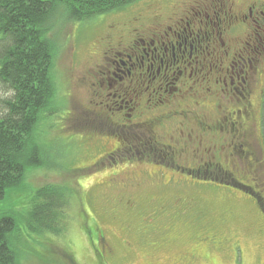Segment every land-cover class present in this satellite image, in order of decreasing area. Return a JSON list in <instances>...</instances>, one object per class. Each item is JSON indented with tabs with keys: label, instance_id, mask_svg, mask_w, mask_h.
I'll return each instance as SVG.
<instances>
[{
	"label": "rangeland",
	"instance_id": "obj_1",
	"mask_svg": "<svg viewBox=\"0 0 264 264\" xmlns=\"http://www.w3.org/2000/svg\"><path fill=\"white\" fill-rule=\"evenodd\" d=\"M261 1L264 4V0ZM216 3L220 5L222 1L216 0ZM155 5L163 18L175 12L178 19H181L179 26L169 22L163 27L178 44L183 38L189 39L190 34L194 38L195 32L199 29L198 23L196 22V25L193 23L195 19L199 17L210 24L214 16L212 13L214 9L206 7L205 0H135L119 10L109 11L83 21L72 22L61 18L52 20L49 38L55 49L52 69L56 85L55 113L43 115L35 128V141L44 156V163L38 167H28L21 187L8 191L4 198L0 199V215L11 214L15 218V228L9 234V240L20 264H178L179 253L188 252L193 255L192 262L189 264H264V212L255 196L244 193L229 182L218 184L214 179L209 185L192 187L190 178L177 171L173 173L160 166L156 168L151 162H135L132 159V161L120 163L117 156L103 158V152L111 151L115 140L105 135L96 140L93 139L96 137L93 136L96 134L93 132L107 130L100 118L87 112L95 109L97 115H103V111H98L97 107L100 106V102L105 104L103 103L105 95H110L108 105L125 106L128 95L118 90L117 86L108 90L104 89L99 93L96 86H91L95 83L94 75L90 72L87 74L84 70H92L90 66L97 64L103 69L104 74L108 72L107 76L104 75L105 77L99 75L100 78L105 79L108 86L131 69L133 59H130L129 48L117 43L119 35H126L130 31L135 33L130 40L138 44L139 53L151 63L154 47L158 45L164 48L161 43L167 42L160 39L159 44H151L158 35L157 32L163 29H155L157 27L155 21H143V23L147 22L145 28H141L142 23L137 21L129 25L128 22L136 15L149 13L150 8L154 11ZM113 23L117 24V32L112 36L109 26ZM256 30V34L262 37L260 30ZM164 39H166L165 36ZM258 46L259 40L254 47L258 49ZM167 48H169L168 45ZM208 51H211L210 47L205 50V52ZM89 57H95L99 62L90 63ZM247 57L246 55L243 59L246 60ZM235 63L234 69L239 71L240 65L237 61ZM157 65L159 64L155 62V69ZM263 80L264 74L260 76L256 93L252 97L256 110L260 102L258 89H261ZM94 92H97L95 96ZM98 94L99 97H97ZM115 94L120 97L113 98ZM0 97H2L1 93ZM239 109L236 107V110ZM256 134L259 135L258 131ZM119 140L121 141V138ZM238 149L235 144L236 152ZM111 160L118 165L111 164ZM156 160L160 162L159 159ZM98 163L102 165V168L96 169L95 165L92 166ZM235 163L231 165L236 167ZM89 166L92 167L87 168ZM243 166L245 167V164ZM243 166L242 169L236 167L232 177L242 181L243 183L239 182L244 186L246 184L252 186L250 178L258 181L259 172L253 177L246 173L240 175L242 170H245ZM254 168L255 166L252 167ZM254 171L257 172V169ZM149 173H155L154 178H149ZM112 178L122 180L128 178L134 182L138 180L141 182V192L134 193L136 201L141 203L138 209L140 214L136 217L147 216L143 220V223L148 226L147 232L153 229L156 235L165 232L167 236H170L172 245L169 249L157 246L158 249L155 250L136 252L117 239L116 234L120 239H125L119 232L122 227L118 223H121V226L127 224V221L134 224L140 222V218L133 220L125 218L126 221L117 218L111 221L104 214V210L112 207L115 197V192L108 188ZM165 180H169L170 183L160 186ZM227 180L229 181L230 178L228 177ZM174 182L182 184L183 188L170 187V184ZM47 185L70 190V194L65 199L67 200L65 205L57 208L58 210L51 216V220L53 218L56 224L53 227L58 228L59 234L34 231L28 225L31 206L37 205V200L34 198L36 191ZM259 189L254 191L256 193L259 191L258 193L264 197V184ZM126 192L127 189L120 191V193ZM166 193L177 196L182 194L186 201L190 200L189 198L195 199L194 205L198 208L203 207V213L206 215L197 222L192 218L194 208L192 211L188 209L184 213L178 211L173 214L171 198L162 199ZM150 198L159 201L151 205ZM161 204L168 205L170 208L165 210L166 215H162L161 219L158 218V222L163 224L161 227L158 226L160 229L158 232L155 219L148 214H153L157 218L156 211ZM181 204L182 202L177 205V210L182 208ZM151 206L156 208L150 209ZM171 220L173 224L165 228L167 222L171 223ZM210 222L220 231L218 240L222 244L217 247L212 245L208 254L205 247L210 245L208 239L210 233L206 234L205 229H208ZM94 225L97 229L101 228L103 237L111 248L110 256L106 252L103 255L99 241H94L96 237ZM137 226V224L134 225V227ZM145 260L149 262H144Z\"/></svg>",
	"mask_w": 264,
	"mask_h": 264
},
{
	"label": "flooded vegetation",
	"instance_id": "obj_2",
	"mask_svg": "<svg viewBox=\"0 0 264 264\" xmlns=\"http://www.w3.org/2000/svg\"><path fill=\"white\" fill-rule=\"evenodd\" d=\"M205 1L207 2L206 7L214 9L212 23H206L198 17L193 22L195 25L196 22L198 23L199 29L195 32L196 35L192 38L190 34L189 39H181L180 44L163 28L165 23L169 22L179 26L181 19H178L175 12L163 18L159 15L155 5L153 6L154 11L150 8L149 13L132 17L128 25L137 21L142 23L141 28H145L147 22L143 23V21L148 20L155 21L157 24L155 29H163L157 32L158 35L151 44H159L160 39L167 40V42L166 44L164 41L161 43L164 48L156 44L151 63L139 53L138 44L130 40L135 34L134 31H130L126 35H119L117 43L129 48L130 59H133L131 69L117 80H113L108 86L105 79L99 76L100 74L107 76L108 72L104 74L100 66L94 63L90 66L92 70H84L87 74L90 72L94 75L95 83L91 86H96L99 93L104 89L108 90L117 86L118 90L128 95L125 106L122 104L108 105L110 95H105L103 101L105 104L100 102V106L97 107L98 111H103V115H97L95 109L87 112L100 118L107 130L93 132V134L96 133L93 135L96 137L92 138L96 140L105 135L115 140L113 149L103 152V158L117 156L120 163L132 161V159L135 162H151L156 168L160 166L190 178L192 187L209 185L212 179L218 184L229 182L243 190L244 193L255 196L264 212V197L258 193L259 191L257 193L254 191L264 184V145L259 121L264 80L261 89H258L260 96L258 110L252 103L257 83L260 82V76L264 74V4L261 0H220L222 1L220 5H217L216 0ZM178 8L180 9L179 6ZM109 29L110 35H115L117 24L113 23ZM256 29L260 30L262 37L256 34ZM258 40L259 48L256 49L254 46ZM208 47L211 51L205 52ZM246 55L248 57L245 60L243 57ZM93 61L98 60L95 57H89L88 62ZM235 61L240 65L239 71L234 69ZM155 62L159 64L156 69L154 68ZM96 94L97 92L93 93L94 96ZM117 94L113 98L120 95ZM99 96L98 94L97 97ZM236 107L240 109L236 110ZM235 144L239 148L238 152L235 150ZM233 162H236V167L241 169L245 164V167L243 166L245 170H242L240 175L246 173L253 177L259 172L258 181L250 178L252 186L242 185L240 183L242 181L232 177L233 172L236 171V167L231 165ZM111 164L116 163L111 160ZM92 166L96 169L102 168L100 163ZM253 166L257 172L252 169ZM154 174L149 173L148 177L154 178ZM166 175L169 174L166 173ZM110 181L108 188L115 192V197L112 207L104 210L107 218L111 221L117 218L139 219L140 216H136L140 214L138 209L141 203L136 201L134 193L141 192V182L139 180L134 182L128 178L123 180L112 178ZM166 183L170 181L165 180L160 186H165ZM170 185L176 189L183 188V185L178 182ZM123 189H127V192L120 193ZM129 190L132 192H128ZM164 198H171L173 201V214L178 211L184 213L188 209L192 211L194 208L192 218L197 222L206 215L203 213V207L198 208L194 205L195 199L193 198L186 201L182 194L177 196L173 193H166L162 199ZM158 201L150 198L149 203L153 205ZM180 202H182L180 205L182 208L177 210L176 207ZM152 208L156 207L151 206L150 209ZM167 208L170 207L161 204L156 211L157 218L153 214H148L155 219L158 232L160 230L158 226L163 225L158 222V218L166 215ZM146 217H141L140 222L134 224L127 221V224L121 226V223H118L122 227L119 232L125 239H120L116 234L117 239L136 252H148L158 249L157 246L169 249L172 245L171 237L165 232L156 235L153 229L147 232L148 226L143 223ZM135 224L138 226L134 227ZM172 224L173 220L171 223L167 222L165 228H169ZM212 225L213 223L210 222L208 227L206 226L208 229H205L206 234L210 233L208 237L210 245L203 246L208 254L212 245L217 247L222 244L218 240L220 231ZM94 230L96 232L94 241H99L103 255L106 252L110 256L111 248L105 241L101 228L97 229L94 225ZM189 239L192 241V238L189 237ZM189 253H179L178 264L191 263L193 255ZM103 255H101L102 259Z\"/></svg>",
	"mask_w": 264,
	"mask_h": 264
},
{
	"label": "trees",
	"instance_id": "obj_3",
	"mask_svg": "<svg viewBox=\"0 0 264 264\" xmlns=\"http://www.w3.org/2000/svg\"><path fill=\"white\" fill-rule=\"evenodd\" d=\"M134 1L0 0V199L21 187L28 167L44 163L35 128L43 115L55 113V49L49 38L52 20L83 21ZM261 100L264 145V92ZM69 194L67 188L54 185L37 190L29 228L59 234L51 216L65 205ZM13 228L14 216L1 214L0 264H20L9 240Z\"/></svg>",
	"mask_w": 264,
	"mask_h": 264
}]
</instances>
